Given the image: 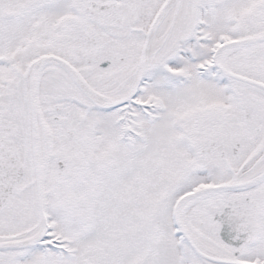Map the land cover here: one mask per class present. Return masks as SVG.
I'll use <instances>...</instances> for the list:
<instances>
[{
	"label": "snow or ice",
	"instance_id": "6c2138e0",
	"mask_svg": "<svg viewBox=\"0 0 264 264\" xmlns=\"http://www.w3.org/2000/svg\"><path fill=\"white\" fill-rule=\"evenodd\" d=\"M0 264H264V0H0Z\"/></svg>",
	"mask_w": 264,
	"mask_h": 264
}]
</instances>
